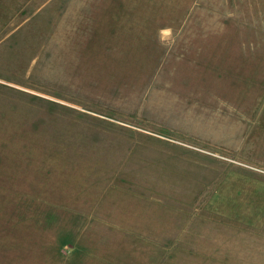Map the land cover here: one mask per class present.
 <instances>
[{
  "label": "rangeland",
  "instance_id": "374dc122",
  "mask_svg": "<svg viewBox=\"0 0 264 264\" xmlns=\"http://www.w3.org/2000/svg\"><path fill=\"white\" fill-rule=\"evenodd\" d=\"M0 264H264V0H0Z\"/></svg>",
  "mask_w": 264,
  "mask_h": 264
}]
</instances>
